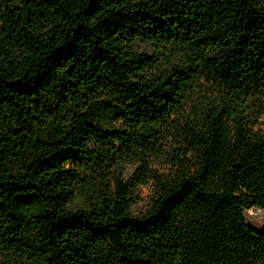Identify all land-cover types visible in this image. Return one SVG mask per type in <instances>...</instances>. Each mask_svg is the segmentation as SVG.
I'll return each instance as SVG.
<instances>
[{
    "label": "trees",
    "instance_id": "trees-1",
    "mask_svg": "<svg viewBox=\"0 0 264 264\" xmlns=\"http://www.w3.org/2000/svg\"><path fill=\"white\" fill-rule=\"evenodd\" d=\"M254 105L264 0H0V264H264Z\"/></svg>",
    "mask_w": 264,
    "mask_h": 264
},
{
    "label": "rangeland",
    "instance_id": "rangeland-1",
    "mask_svg": "<svg viewBox=\"0 0 264 264\" xmlns=\"http://www.w3.org/2000/svg\"><path fill=\"white\" fill-rule=\"evenodd\" d=\"M256 113H264V108L254 105ZM264 115V114H263ZM260 123L264 124V116L260 119ZM156 198V189L152 182L139 186L135 191V201L131 206L132 212L141 214L146 212L153 204ZM248 223L259 229H264V209L252 208L247 211Z\"/></svg>",
    "mask_w": 264,
    "mask_h": 264
}]
</instances>
